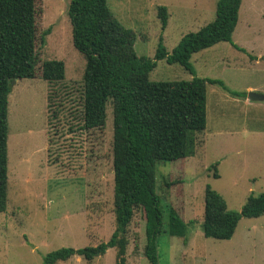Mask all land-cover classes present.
I'll return each mask as SVG.
<instances>
[{
	"label": "rangeland",
	"instance_id": "374dc122",
	"mask_svg": "<svg viewBox=\"0 0 264 264\" xmlns=\"http://www.w3.org/2000/svg\"><path fill=\"white\" fill-rule=\"evenodd\" d=\"M70 1L37 0L38 34L50 29L45 43L37 44V66L61 60L64 79L48 83L40 74L18 79L8 95V199L0 212V264H43L45 254L61 247L107 242L115 228L112 107L109 102L102 128L80 129L85 58L73 45ZM216 2L107 0V5L135 32L136 54L153 59L160 38L170 52L183 35L211 22ZM159 6L168 13L164 29ZM232 42L240 49L222 41L190 58L197 77L219 79L238 95L207 84L206 127L196 136L194 156L156 167L155 193L188 223L189 233L186 241L166 232L157 237L159 264H264V214L242 217L227 240L205 237L201 229L207 184L234 211L248 196L264 192V100L243 103L249 92L264 95V0H242ZM192 77L165 60L156 61L148 75L150 81ZM127 237V264H148L141 209ZM114 263L115 248L108 247L91 261L73 255L55 264Z\"/></svg>",
	"mask_w": 264,
	"mask_h": 264
},
{
	"label": "trees",
	"instance_id": "16d2710c",
	"mask_svg": "<svg viewBox=\"0 0 264 264\" xmlns=\"http://www.w3.org/2000/svg\"><path fill=\"white\" fill-rule=\"evenodd\" d=\"M242 0H217L215 18L195 32L181 37L168 52L160 38L153 59L138 56L136 34L110 11L107 0H71L74 48L85 58L80 129L102 128L110 102L113 118V208L115 228L107 242L83 248L61 247L43 256V264L65 261L80 255L87 261L115 248V263L127 264V231L137 209L145 217L143 253L148 264H159L157 237L166 232L188 239V223L164 204L155 193L156 167L194 156L196 136L206 127L207 84H218L232 95L223 81L197 77L191 55L222 41L232 43ZM37 0H0V212L8 199L7 140L8 95L14 79L35 78L48 83L64 79L61 60L37 66V44L43 45L50 29L38 34ZM157 15L162 29L168 18L165 6ZM179 64L193 77L180 81H150L156 61ZM52 99V94L48 95ZM216 168V164H213ZM214 177H218L214 170ZM166 186L170 183L165 182ZM264 214V192L248 196L240 211L229 210L222 195L209 184L204 189L201 229L205 237L230 239L242 217ZM166 218V221H164Z\"/></svg>",
	"mask_w": 264,
	"mask_h": 264
},
{
	"label": "water",
	"instance_id": "95a60500",
	"mask_svg": "<svg viewBox=\"0 0 264 264\" xmlns=\"http://www.w3.org/2000/svg\"><path fill=\"white\" fill-rule=\"evenodd\" d=\"M17 79H14V81H16ZM248 99L250 100H264V95L255 93V92H249L248 93Z\"/></svg>",
	"mask_w": 264,
	"mask_h": 264
},
{
	"label": "crops",
	"instance_id": "0c3cea01",
	"mask_svg": "<svg viewBox=\"0 0 264 264\" xmlns=\"http://www.w3.org/2000/svg\"><path fill=\"white\" fill-rule=\"evenodd\" d=\"M247 89L256 91V87H248ZM247 101H249V99L245 97L243 100V103L247 104L248 103ZM247 105H250V104L248 103Z\"/></svg>",
	"mask_w": 264,
	"mask_h": 264
}]
</instances>
